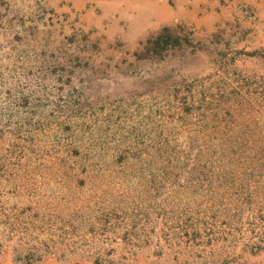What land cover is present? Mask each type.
<instances>
[{
  "label": "rangeland",
  "instance_id": "rangeland-1",
  "mask_svg": "<svg viewBox=\"0 0 264 264\" xmlns=\"http://www.w3.org/2000/svg\"><path fill=\"white\" fill-rule=\"evenodd\" d=\"M160 1L0 0V264H264V0Z\"/></svg>",
  "mask_w": 264,
  "mask_h": 264
},
{
  "label": "crops",
  "instance_id": "crops-1",
  "mask_svg": "<svg viewBox=\"0 0 264 264\" xmlns=\"http://www.w3.org/2000/svg\"><path fill=\"white\" fill-rule=\"evenodd\" d=\"M106 2V0H97ZM118 0H109L114 3ZM122 9L118 14L121 16L129 26H136L135 32L140 31L142 28L149 26V19L153 23H162L171 21L173 14L165 4L160 0H119ZM160 12V14H159ZM155 24V25H156Z\"/></svg>",
  "mask_w": 264,
  "mask_h": 264
},
{
  "label": "trees",
  "instance_id": "trees-1",
  "mask_svg": "<svg viewBox=\"0 0 264 264\" xmlns=\"http://www.w3.org/2000/svg\"><path fill=\"white\" fill-rule=\"evenodd\" d=\"M174 35L173 29L169 27H163L161 30L154 34L153 37H149L145 40V45L143 47L144 52H152L159 55L162 50L165 49V46L171 42L170 38Z\"/></svg>",
  "mask_w": 264,
  "mask_h": 264
}]
</instances>
